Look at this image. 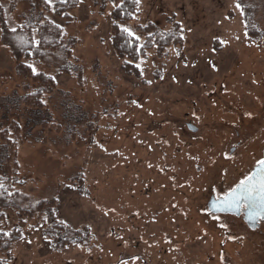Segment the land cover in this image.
Listing matches in <instances>:
<instances>
[{
  "label": "rangeland",
  "instance_id": "rangeland-1",
  "mask_svg": "<svg viewBox=\"0 0 264 264\" xmlns=\"http://www.w3.org/2000/svg\"><path fill=\"white\" fill-rule=\"evenodd\" d=\"M1 4L10 27L22 21L25 1L12 10ZM112 6L83 0L67 24L47 15L79 39L73 71L52 72L56 87L43 98L49 122L21 116L17 150L22 191L54 201L66 235L79 230L87 241L62 247L44 236L49 205L21 223L9 210L7 230L19 224L22 236L0 250V260L264 264L263 249L238 217L217 220L206 207L210 195L228 191L261 158L264 0H141L127 24L140 41L176 23L184 40L162 57L152 47L138 59L146 82L119 68L109 39ZM14 66L0 40V128L18 113L12 98L29 83Z\"/></svg>",
  "mask_w": 264,
  "mask_h": 264
},
{
  "label": "trees",
  "instance_id": "trees-1",
  "mask_svg": "<svg viewBox=\"0 0 264 264\" xmlns=\"http://www.w3.org/2000/svg\"><path fill=\"white\" fill-rule=\"evenodd\" d=\"M4 1H8L9 9L12 10L19 0H0V40L12 54L17 74L29 83L25 82L27 85L22 94H16L12 98L15 101L12 108L18 113H14V118H10L0 128V250L8 252L12 244L22 236L19 224L7 230V211H13L21 223L23 218H32L42 213L48 205L50 216L43 235L52 241H58L62 247L81 243L87 241V234L74 230L72 236H67L69 230L56 220L50 206L54 201L35 199L22 191L26 182L19 177L17 150L24 134L25 122L21 120V116L27 117L29 123L36 125L46 126L49 122L43 98L56 87L52 72L71 74L73 71L72 50L79 39L77 36L68 37L64 25L54 22L47 15L62 19L67 24L71 19L69 12L76 9L83 0H52L51 4L45 0H23L27 9L22 21L14 27H10L5 19L1 4ZM94 4L102 9L113 4L108 12L109 39L114 55L121 60L119 68L124 75L146 82L141 78L140 68L137 67L138 59L145 57L146 51L152 47L157 56L162 57L167 47L182 46L184 43L182 28L178 23L171 31L147 34L143 41L129 38L122 29L127 28V24L138 12L139 4L136 0H94ZM36 42H39L38 45ZM138 45H144L139 54L136 52ZM29 65L36 68L37 74H33ZM77 73L80 74L79 71ZM0 104L6 107L5 101ZM4 261L0 260V264Z\"/></svg>",
  "mask_w": 264,
  "mask_h": 264
},
{
  "label": "snow or ice",
  "instance_id": "snow-or-ice-1",
  "mask_svg": "<svg viewBox=\"0 0 264 264\" xmlns=\"http://www.w3.org/2000/svg\"><path fill=\"white\" fill-rule=\"evenodd\" d=\"M45 2L51 4L52 0H45ZM136 3L139 4V0H136ZM240 7L241 5L237 4V8ZM13 31L15 32L16 29H13ZM122 31L127 33V36L133 40L138 41L140 39L131 29L123 28ZM36 43L38 45L39 42ZM143 48L144 45H138L136 48L137 54ZM29 67L32 68L34 75L37 74L34 66L29 65ZM137 67H140V65H137ZM233 209L236 210L237 214L240 209H244L249 220H255L256 217L264 220V160L258 161L257 171L241 179L234 187L217 196L213 204L212 215L219 220L216 213L228 212ZM221 227H225V225H221ZM133 264H135V258Z\"/></svg>",
  "mask_w": 264,
  "mask_h": 264
},
{
  "label": "flooded vegetation",
  "instance_id": "flooded-vegetation-1",
  "mask_svg": "<svg viewBox=\"0 0 264 264\" xmlns=\"http://www.w3.org/2000/svg\"><path fill=\"white\" fill-rule=\"evenodd\" d=\"M263 149H264V144H263V147H262V150H261V158L260 160H263L264 159V156H263ZM259 160V161H260ZM258 165V162H256L249 170V172H247L248 174H246L243 178H245L246 176L252 174V170ZM242 178V179H243ZM239 182H237L236 184H238ZM235 184V185H236ZM234 185V186H235ZM233 186V187H234ZM212 195L209 196V198L211 197ZM214 196V195H213ZM215 197V196H214ZM217 198V197H215ZM208 201V200H207ZM206 207H207V203H206ZM209 211V210H208ZM210 212V211H209ZM211 213V212H210ZM212 214V213H211ZM235 216V215H234ZM238 217L242 222H243V225L247 228V231H249L250 233H248L253 239L254 241L257 242V245L259 247H261L263 249V252H264V220H261L260 223L256 226V227H250L244 220L243 218V214L239 215V216H236Z\"/></svg>",
  "mask_w": 264,
  "mask_h": 264
},
{
  "label": "water",
  "instance_id": "water-1",
  "mask_svg": "<svg viewBox=\"0 0 264 264\" xmlns=\"http://www.w3.org/2000/svg\"><path fill=\"white\" fill-rule=\"evenodd\" d=\"M187 127L191 130H195L196 128L191 124V123H187ZM263 156H264V149H263ZM264 160V159H263ZM258 170V165L252 170V173ZM216 200V198L212 195L208 201H207V209L212 213L213 211V204L214 201ZM216 214H231V215H235V216H239L241 214H243V218L245 220V222L250 226V227H256L260 221L262 219H260L259 217H256L255 220H249L248 217L245 214V210L244 209H240L239 213L237 214L236 210L233 209L231 211L228 212H222V213H216Z\"/></svg>",
  "mask_w": 264,
  "mask_h": 264
}]
</instances>
